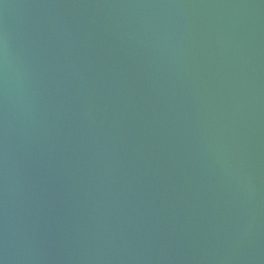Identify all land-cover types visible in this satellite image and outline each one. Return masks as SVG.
Segmentation results:
<instances>
[{
  "label": "water",
  "instance_id": "water-1",
  "mask_svg": "<svg viewBox=\"0 0 264 264\" xmlns=\"http://www.w3.org/2000/svg\"><path fill=\"white\" fill-rule=\"evenodd\" d=\"M0 264H264V0H0Z\"/></svg>",
  "mask_w": 264,
  "mask_h": 264
}]
</instances>
